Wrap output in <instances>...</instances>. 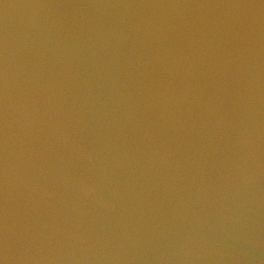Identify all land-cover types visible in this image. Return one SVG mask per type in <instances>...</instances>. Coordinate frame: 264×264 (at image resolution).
Returning a JSON list of instances; mask_svg holds the SVG:
<instances>
[{"label": "water", "instance_id": "obj_1", "mask_svg": "<svg viewBox=\"0 0 264 264\" xmlns=\"http://www.w3.org/2000/svg\"><path fill=\"white\" fill-rule=\"evenodd\" d=\"M0 264H264V0H0Z\"/></svg>", "mask_w": 264, "mask_h": 264}]
</instances>
